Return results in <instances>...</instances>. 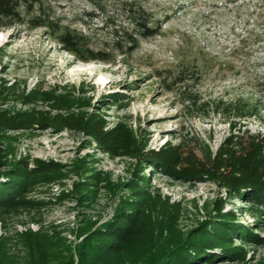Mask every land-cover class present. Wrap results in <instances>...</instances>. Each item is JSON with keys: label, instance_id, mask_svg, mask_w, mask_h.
<instances>
[{"label": "rangeland", "instance_id": "rangeland-1", "mask_svg": "<svg viewBox=\"0 0 264 264\" xmlns=\"http://www.w3.org/2000/svg\"><path fill=\"white\" fill-rule=\"evenodd\" d=\"M16 2L0 18V111L28 127L0 137V264H30L36 240L51 243L47 264H76L140 178L178 206L183 234L214 235L226 216L245 261L200 264H264V209L224 186L228 155L264 154V0ZM66 30L105 59L68 52ZM118 137L129 149L111 152Z\"/></svg>", "mask_w": 264, "mask_h": 264}, {"label": "trees", "instance_id": "trees-1", "mask_svg": "<svg viewBox=\"0 0 264 264\" xmlns=\"http://www.w3.org/2000/svg\"><path fill=\"white\" fill-rule=\"evenodd\" d=\"M16 4V0H0V18L14 16ZM141 27L143 38L156 34L144 25ZM58 41L68 52L79 57L83 55L82 59L103 60L106 57L88 49L81 51L84 37L71 31L62 32L58 36ZM85 54L89 55L87 56L89 58H84ZM2 112L4 111H0V137L5 135L7 129L27 126L23 124V120H18V124H10V119H1ZM89 124L91 125V122L84 123L86 126ZM93 135L99 139L102 135L108 134L95 130ZM122 142L119 137L111 138L107 143V148L111 152H117L121 148L129 149V145L124 147ZM251 150L248 156L245 155L239 160L234 155H228L230 158L228 166L233 170L229 176L224 178V186L244 199L261 205L264 209V154L256 145ZM163 160L165 166L168 167L169 161L165 156L157 158V161ZM16 169L13 170L15 171L13 178L20 181L19 185L22 190L28 185L29 180ZM139 182L131 181L126 184L129 195L122 198L113 220L103 227V231L95 229L83 239L76 250V264H200L218 261L243 263L245 261V254L242 250L230 249L231 242L228 233L232 226L227 223L226 216L220 217V224L211 225L219 229V232L214 235L203 226L183 234L178 225L179 214L175 211L178 206L170 205L168 199L162 200L158 193L153 194L148 191L146 186L148 182L144 178H140ZM246 189L249 191L241 194L240 191ZM17 193L19 189L15 194ZM15 194L7 203L14 199ZM36 236L44 239L42 235L37 234ZM254 241L257 242L256 239ZM50 244L49 241L40 240L30 243V264H47ZM216 245H228V247L227 249L222 248L221 254L206 253L208 249ZM64 264H73V261L68 259Z\"/></svg>", "mask_w": 264, "mask_h": 264}]
</instances>
